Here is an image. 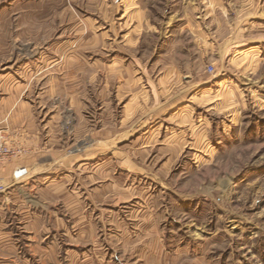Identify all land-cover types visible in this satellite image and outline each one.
<instances>
[{"label": "rangeland", "instance_id": "1", "mask_svg": "<svg viewBox=\"0 0 264 264\" xmlns=\"http://www.w3.org/2000/svg\"><path fill=\"white\" fill-rule=\"evenodd\" d=\"M6 95L0 264H264V0H0Z\"/></svg>", "mask_w": 264, "mask_h": 264}, {"label": "crops", "instance_id": "2", "mask_svg": "<svg viewBox=\"0 0 264 264\" xmlns=\"http://www.w3.org/2000/svg\"><path fill=\"white\" fill-rule=\"evenodd\" d=\"M11 96L13 97V95H11ZM8 101H9L8 95H6L5 98L0 97V128L2 125L8 124V122H9L8 119L11 116H13L14 111H15L16 117L18 116V112H19V110H18V97L15 96L13 98V101H12L13 104L11 103L12 105L8 104ZM9 105L11 107H9ZM12 145H13V147L15 146L14 144H12ZM19 148H22L23 152L26 151V153H25L26 155L22 156L23 155L22 154L21 157H18V158L16 157V158H13V159L6 161L4 163H0V177L11 181V184H10L11 187L9 188V190H7L4 194L0 195V203L2 202V200H4L2 202V204H0V206H4L6 209L9 210V204H7V203L11 202V198L25 197L31 205H37V206L43 205L44 207H47V209H44V210L49 211L50 210L49 200L46 198H43V196H46V194L48 195V191L45 188H42V187L37 188L36 186H34L33 189L23 188L22 186L18 189L14 188L15 186H19L20 184L22 185V182L17 183V181H19V180L15 181L13 178V174L18 168H27L28 169L27 176L29 175V170H31V177L32 178H36L37 174L35 172L37 170L43 169L42 168L43 164L40 163L43 158L41 159V157L38 156L34 143L28 144L25 147H19ZM27 176H25L21 180H24ZM48 182H50L49 177L44 179V181H43L44 186L47 185ZM31 185H34V183H32ZM35 188H37V190ZM37 193H39V194H37ZM36 194L40 195V196L36 197ZM4 203H6V204H4ZM43 216H47V215H43ZM9 225H10V222L7 223V226L11 227V225L10 226Z\"/></svg>", "mask_w": 264, "mask_h": 264}, {"label": "built area", "instance_id": "3", "mask_svg": "<svg viewBox=\"0 0 264 264\" xmlns=\"http://www.w3.org/2000/svg\"><path fill=\"white\" fill-rule=\"evenodd\" d=\"M209 72H213L214 68L211 66L208 68ZM22 150H17L11 146H9L4 140L3 137L0 136V163H4L7 160L11 159L14 156L22 154ZM28 170L26 168H19L17 169L14 174L13 178L15 181L23 179L27 176ZM10 184L6 182V180L0 177V195L4 194L10 188Z\"/></svg>", "mask_w": 264, "mask_h": 264}]
</instances>
